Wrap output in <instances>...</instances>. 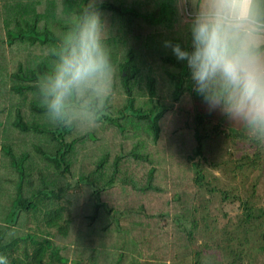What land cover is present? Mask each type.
Here are the masks:
<instances>
[{
	"label": "rangeland",
	"instance_id": "1",
	"mask_svg": "<svg viewBox=\"0 0 264 264\" xmlns=\"http://www.w3.org/2000/svg\"><path fill=\"white\" fill-rule=\"evenodd\" d=\"M19 1L22 0H9L10 6L7 4L0 9V16L7 18V23H11V14L8 16V12L18 10L19 4L16 2ZM127 7L119 8L118 11H124ZM71 17L73 19L75 16L68 18ZM182 17L186 19L185 15ZM62 19L63 22L66 21V18ZM40 22L43 23L37 25V28L46 26L54 33L45 31V35L51 39L49 42L52 43L54 38H60L62 42L68 41L69 38L71 40L72 35L78 34L79 31L75 22L69 29L58 26L61 24L58 21L53 24L48 16ZM191 23L171 26L170 36L181 38L182 45L183 39L191 38L183 33L190 31ZM24 31L31 33L33 30L27 28ZM40 38H44V35L41 34ZM10 48L16 55L12 52L7 58L8 71L13 69L12 65L17 59L22 64L33 67L34 62L38 61L49 47L36 41L29 44L23 40L14 41ZM59 48L62 52L65 45L60 44ZM158 52L154 50L147 54H152L154 59L159 58L152 70L161 72L157 83L163 86L156 91L165 96L163 99L169 103H165L168 109L164 112L160 130L154 140L151 139L150 133L144 132L140 121L136 120L137 128H134L130 123L134 120L124 118L129 115L130 109L121 110L126 102V94L118 82L114 63L109 65L108 71L114 72L112 76L116 81L115 88L108 90L109 80L99 83L94 81L87 91L88 95L80 100V103L91 100L96 109L101 108L96 110V113L102 112L110 118L96 119L99 114H94L92 109L80 107L78 103L69 108L70 113L65 121L72 125L70 137L74 136L76 139L73 141L72 151L69 152L68 166L71 173L62 176V179L71 182V185L68 183L67 191H78V186L83 182L74 174L77 173L74 172L75 163H79L78 160H81L82 156L88 157L87 161L91 162V159L95 160L102 151L110 152L108 148L111 147L115 149L117 142L123 150L132 149L143 156L137 167L136 159L126 160L124 157L119 170L114 173V182L111 183L113 188L108 189L111 196L76 197V205L71 207V213L74 214L72 222L77 224L80 231L85 230V233L81 237L78 236L79 243L74 241V237H65V240L59 243L51 239L53 244L60 246L59 255L67 258L61 264H75L77 259L73 256L79 258L78 264H104L108 258H115L118 251L121 252L118 259H112L110 264H225L227 260L235 257L232 249L239 252V259L232 264H240V261L242 264H264V130L260 131L254 126H249L244 120L232 118L219 110H210L198 94L192 95L186 89H183L177 99H171L165 87L168 78L165 80V74L162 72L166 73L174 67L166 60L160 59L165 52ZM138 57L136 56L135 60ZM49 62L51 61L45 62V67L50 68L51 75L45 78L37 77L39 85L44 81L51 85L59 62L48 65ZM140 79L138 78L139 84L136 87L130 85L132 105L139 107L143 97ZM16 81L19 79L16 78ZM185 81L194 86L190 78L186 77ZM33 92L35 91H27V94L31 95ZM102 100L104 104L101 103ZM115 110L120 111L112 112ZM121 114L124 116L121 117ZM198 114L200 118L196 128L202 132L199 138V154L190 158L191 161L197 162L200 172V177L196 179L194 167L185 156L189 152V145L193 143L192 129L181 125L180 122L183 118L190 120ZM45 118L48 119L46 116ZM7 119L11 120V117ZM0 121L3 123L1 116ZM7 124L4 127L7 137L0 136V174L9 178L0 183V196H6V200L2 202H7L9 196H12L14 178L13 169L8 165L3 150L5 146L7 148L9 134H16V130L8 121ZM123 127L124 130H119ZM2 131L3 128L0 127V135ZM245 133L247 137L243 135ZM248 136L258 140L252 141ZM14 142L18 144L14 148L15 152L28 150L32 169L30 175L34 176L35 169L41 163L40 156H37L36 160L31 147L24 146L19 140ZM254 151L257 153L254 157L255 163L246 165L253 157ZM236 164L240 166L237 167ZM58 165L60 167L61 163ZM132 165L137 171L140 170L143 177L146 168H152L150 177L145 179L151 184L148 189L134 187L136 184L141 185L144 180L141 175L137 176L139 181L129 176L128 168ZM165 200L168 202L165 203ZM240 200H246L253 207L261 208V214L243 224ZM8 212L2 213L0 220L6 218V223H11V220H7L8 216H14L16 211ZM92 212L94 215H91ZM62 242L68 246H61Z\"/></svg>",
	"mask_w": 264,
	"mask_h": 264
},
{
	"label": "trees",
	"instance_id": "2",
	"mask_svg": "<svg viewBox=\"0 0 264 264\" xmlns=\"http://www.w3.org/2000/svg\"><path fill=\"white\" fill-rule=\"evenodd\" d=\"M8 1L0 0V9L7 4L10 6ZM52 1H49V4ZM156 1L155 3L154 0H75V17L73 19L72 17L68 18L70 15L64 9L66 10V16L64 15L66 21L63 22L62 18L58 19V22L61 23L58 26L69 29L70 25L75 22V27L79 30L78 34L72 35V39L65 42H62L60 38H54L53 43L49 42L51 39H48L45 31L53 32L46 26H41V29L37 28V25L41 23L40 20L43 21V17H40L42 11L44 12L45 10V5L42 0H35L30 6L29 2L25 0L16 2L19 4V9L12 10L11 13L10 11L8 12V16L11 14L9 16L12 21L11 23H7L8 19H3L0 16V116L3 120V123L0 121V127L3 128L0 136L1 138L7 137L4 128L7 121L16 130V134H9L6 141L8 149L5 146V150H3L8 165L13 169L12 196L14 198L12 200L14 201H12V206L17 208H15L16 213L13 214L14 216H8L7 219L11 220L13 224H17L15 231H11L12 233L8 232L6 226L5 228H1L3 226L0 225V255L6 256L9 264L64 263L67 258L65 259L63 255H59L58 250L60 246L53 244L51 239L59 243L65 240V237H74V241L79 243L78 236L81 237L82 234L84 235L85 230L80 231L77 224H73L72 215L74 214H70L68 210L65 218H61L62 224L53 222L56 216L52 212L47 215V210L41 208L43 204H46L45 199H49L48 197L57 199V196H111L112 194L108 189L113 188V184L111 183L114 182V173L119 170L124 157H126V160L136 159L137 167L141 156H143V154L132 149L123 150L121 144L117 142L115 149L111 147L108 148L110 152L106 150L102 151L95 160L91 159V162H89L87 161L88 157L85 158L82 156V159L78 160L79 163H75L74 172L77 173L74 174L79 180L83 181L80 183L81 186H78V191H67L68 183L71 185V182L62 179L64 174L71 173L70 167L68 166L69 152L72 151L73 141L76 139L74 136L70 137L69 131L72 125L65 121L68 113H70L69 108L72 104L78 103L80 107L92 109L94 114L98 110H101V108L96 109L95 103L93 104L89 99L83 101L84 103H80V100L88 95L87 91L91 88L94 81L81 86L79 89L73 90L71 95L66 99L63 109L57 113L49 105L51 85H48L46 81L39 85L36 79L39 76H44V78L49 76L50 68L45 67V62L50 60L51 62L47 63L48 65H53L56 61L60 63L61 58L78 42L82 26L88 15L96 14L99 16L100 43L108 57L106 76L102 80H96L95 82L99 83L109 80L108 90L112 91L115 88L116 81L112 76L114 72H109L108 70L111 63L116 65L115 73H117L118 82L126 94V102L121 110L123 109L125 111L127 108L130 109L128 116H124L123 113L121 117L124 116V118L134 120L130 122L134 128H137L136 120L140 121L144 132L150 133L151 139L154 140L157 131L160 130V121L162 120L164 112L168 109V105L165 103L168 104L169 102L163 99L165 96H162L156 91L163 86L157 83L161 72L158 73L152 70L153 66L156 65V60L159 58L154 59L152 54H147V52L154 50L159 51L158 53L161 51L165 52L160 59H164L167 63L173 65L174 69H169L166 73L162 72L166 77L164 79L167 80L168 78V83L165 84V87L171 99H177L183 92V89L188 90L192 95L196 94L193 91V86H190L185 81L186 77L188 79L190 78L186 63L178 61L174 55L169 54L168 51L171 52V50L163 46V41L165 40L181 44L182 39L179 37H171L169 29L171 26L185 25V21H181L179 15L177 17L174 16L170 4L171 0ZM67 3H69V0H64L63 5ZM125 6L128 7L124 11H118L119 8L123 9ZM51 10L52 12L55 11L54 6ZM174 20L176 23H173ZM27 28L33 31L31 33L30 31H24ZM183 33L191 37V35H188L190 31ZM41 34L44 35V38H40ZM158 35L160 36L157 37ZM23 40H26L29 44L36 41L39 44L48 45L49 48L44 54H41L38 61L34 62L33 67L27 64L24 65L17 59L12 65L13 69L8 71L7 58L11 56L12 52L16 55V52L10 46L14 41L23 42ZM60 44L65 45L62 52L60 50L61 48H59ZM181 46L187 47L190 50L191 38L190 40L183 39ZM136 56L139 57L135 60ZM137 77L141 78V94L143 95L141 97L140 107L132 105L131 97L130 85L136 87L139 84ZM16 78L19 81H16ZM32 90L35 92L31 95L27 94V91ZM107 92H105V95ZM101 103L104 104L103 100ZM117 111L120 110L112 112ZM96 114H99L96 119L102 117L110 118L106 114H102V112ZM199 116L198 114V116H194L190 120L183 118L180 122L181 125H187L186 127L192 129L191 137L193 138V143L189 145V152L185 156L186 160L194 167V177L196 179L200 177V172L196 165L197 162L191 161L190 158L193 155L199 154V138L202 134L196 128L200 118ZM9 117H11V120L7 119ZM244 126L245 124L242 126L243 129L245 128ZM115 129L117 130V128ZM229 129L235 132L231 127ZM119 130H124V127L119 128ZM260 131L263 130L260 129ZM20 132H23L22 134H29V136L22 135ZM86 135L90 137V134L87 133ZM243 135L247 137L246 133ZM63 138L67 140H63ZM248 138L252 141L258 140V138L251 136H248ZM14 140H19L26 147H31L36 160L40 156L41 163L35 169L34 176L30 175L32 174V169L29 164L28 150L23 149L15 152L14 148L18 144ZM0 142L2 143L1 140ZM252 154L253 157H251L246 165L255 163L254 157L257 156V153L254 151ZM59 163H61L60 167L58 165ZM133 166L128 168L130 170L129 176L139 181L137 176L141 175L143 177V174ZM236 166L239 167L240 165L236 164ZM151 172L152 168L147 167L143 177L144 181L141 182V185L136 184L134 187L148 189L151 184L145 179L150 177ZM8 179V177L0 174V183ZM22 201L23 203L21 204ZM166 202L168 200H165ZM95 204L99 205L98 203ZM239 204L243 224L252 218H257L261 214V208L253 207L246 200H240ZM27 209L30 212L33 211L32 209L36 211L34 210L35 213L33 216H27L30 215L29 212L27 215L20 217V211ZM43 214L46 215L43 216ZM92 214L94 215V212ZM5 220L6 218L2 219L4 224H8ZM47 224H49V231L43 232ZM72 224L74 225L73 227H71ZM61 246L67 247L68 245L62 242ZM231 252L235 257H232V260H227L225 264L235 263L239 259L237 249H232ZM120 253L118 251V255L115 258H108L104 264H110V261H113L112 259L116 261ZM73 257L77 259L75 264L80 263L78 257ZM238 263L242 264L241 261ZM218 264L222 263L218 262Z\"/></svg>",
	"mask_w": 264,
	"mask_h": 264
},
{
	"label": "clouds",
	"instance_id": "3",
	"mask_svg": "<svg viewBox=\"0 0 264 264\" xmlns=\"http://www.w3.org/2000/svg\"><path fill=\"white\" fill-rule=\"evenodd\" d=\"M191 47L163 41L185 62L193 91L210 110L264 130V0H201L190 25ZM100 20L85 18L78 42L61 58L50 86L59 113L73 90L107 74ZM0 264H9L0 255Z\"/></svg>",
	"mask_w": 264,
	"mask_h": 264
},
{
	"label": "crops",
	"instance_id": "4",
	"mask_svg": "<svg viewBox=\"0 0 264 264\" xmlns=\"http://www.w3.org/2000/svg\"><path fill=\"white\" fill-rule=\"evenodd\" d=\"M26 1L29 2V6H30V4H32L35 0H26ZM49 1H52V0H42V2L45 5V10H44V12L42 11L40 18L43 17V19H44L45 16H48L50 21H53V24L54 23L56 24L58 19L65 18V16H66L65 11L66 10L68 11V15H70L69 14L70 12L72 14L74 13L75 0H69V3H67L66 5H63L64 0H53L50 4H49ZM200 3H201V0H171L170 1L171 9H172V12H174V16L177 17V15H179V19L181 21H185V22H192L193 17L195 16L196 12L199 10ZM53 6L55 8V11L52 12L51 8ZM64 9H66V10H64ZM47 11H48V13H47ZM73 15H70V16H73ZM182 15H185L186 19H184L182 17ZM41 23H43V22H41ZM173 23H176V21L174 20ZM5 197L6 196H0V216L1 217L3 216L2 213L8 212V211L10 212L11 210L17 209L16 207L12 206V201H14L12 199L14 197L9 196V198H8L9 202L8 201L2 202L4 200H6ZM57 197H58L57 199H54L53 197L52 198L48 197L49 199L46 198L45 199L46 204H43L41 206V208L47 210V215H49L52 212V214L56 216L53 222L62 224L61 218H65L67 210H69V212L71 213V210H72L71 207L72 206L74 207L76 205L75 199L77 196H57ZM3 203H4V206H2ZM35 209H32V210L34 211ZM35 211H34V213H35ZM29 212L30 211L28 209L20 211V213H19L20 217H23V215L24 216L27 215ZM34 213L30 212V215H27V216H33ZM45 215L46 214H43V216H45ZM72 216L74 217V215H72ZM73 224L71 227L74 226ZM0 225L3 226L1 228H5V226H6L7 227L6 229L8 232L15 231L16 226H17V224H15V226H14L13 222L8 223V224H4V221H2V220H0ZM48 225L49 224H47V226L44 227L43 232L49 231Z\"/></svg>",
	"mask_w": 264,
	"mask_h": 264
}]
</instances>
